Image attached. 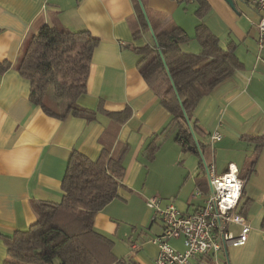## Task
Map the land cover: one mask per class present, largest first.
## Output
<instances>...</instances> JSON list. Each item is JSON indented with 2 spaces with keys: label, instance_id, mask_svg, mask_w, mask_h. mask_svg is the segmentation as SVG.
<instances>
[{
  "label": "crops",
  "instance_id": "1",
  "mask_svg": "<svg viewBox=\"0 0 264 264\" xmlns=\"http://www.w3.org/2000/svg\"><path fill=\"white\" fill-rule=\"evenodd\" d=\"M206 0L203 18L195 14V0H143L156 29L183 28L192 41L181 50L199 53L194 27L203 22L225 47L235 44L242 67L219 82L197 104L193 116L202 130L205 164L217 173L230 163L245 180L240 202L249 205V225L242 246H226L223 264H264V38L259 42L261 13L249 0ZM53 24L72 31L88 30L99 38L87 76V92L78 103L96 113L91 119L48 116L29 100V81L18 68L28 44L39 28ZM136 28L131 0H0V264L8 258L4 239L36 220L32 201L61 200V180L68 158L77 150L95 160L103 148L123 156L125 168L119 197L94 217V227L114 240L117 261L112 264H154L158 246L151 242L164 224L146 201L158 197L183 213L203 206L208 188L206 173L199 175V156L183 152L168 126L169 112L139 72L142 56L133 47L149 44L147 32L132 36ZM129 110L119 121L113 114ZM213 133L221 138L210 141ZM155 140L154 158L144 154ZM204 164V165H205ZM204 183L198 186L197 182ZM205 183L207 186H205ZM196 189L201 193L195 195ZM203 189V190H201ZM228 228L237 233L239 226ZM169 244L182 251L183 238ZM215 255L195 256L189 264H214Z\"/></svg>",
  "mask_w": 264,
  "mask_h": 264
},
{
  "label": "trees",
  "instance_id": "2",
  "mask_svg": "<svg viewBox=\"0 0 264 264\" xmlns=\"http://www.w3.org/2000/svg\"><path fill=\"white\" fill-rule=\"evenodd\" d=\"M195 1V14L203 18L209 5L206 0ZM131 3L136 21L133 38H139L144 32H151L153 36V43L133 47L142 56L139 72L169 112L168 126L175 129V140L182 151L200 156L199 175L203 176V143L197 138V132L202 130L193 111L214 86L242 67L235 55V44L229 42L223 47L219 38L199 22L194 27L193 37L201 49L199 53L184 52L181 44L188 41L189 36L183 28L172 24L156 29L143 0H131ZM98 43L99 38L88 30L72 31L49 23L42 25L32 36L18 68L19 75L29 81L30 102L58 119L69 115L91 119L96 111L81 106L78 99L87 92L91 57ZM8 67V62L0 63V72ZM50 89L51 105L47 104ZM59 101L66 103L63 112L55 109V102ZM106 113L121 122L129 116L127 109L119 114ZM158 147L155 140L147 144L144 154L148 160L154 158ZM126 150L125 146L118 155H112L110 150L103 148L95 160L73 150L61 180V200L32 201L36 220L4 239L8 258L3 264L116 262L114 240L98 231L93 221L97 212L119 197ZM197 184L203 186L204 183L198 181ZM249 202L245 201L239 208L243 216ZM261 228H264V215Z\"/></svg>",
  "mask_w": 264,
  "mask_h": 264
},
{
  "label": "built area",
  "instance_id": "3",
  "mask_svg": "<svg viewBox=\"0 0 264 264\" xmlns=\"http://www.w3.org/2000/svg\"><path fill=\"white\" fill-rule=\"evenodd\" d=\"M261 13L257 24L259 42L264 38V0H249ZM221 138L213 133L210 141ZM208 181L207 197L203 206L193 213H183L173 203L160 204L156 196L146 201L147 207L159 216L164 224L161 234L152 237L158 246L154 264H189L195 256L215 255L214 264H223L226 246H242L247 241L249 225L245 216L237 212L245 180L239 176L237 167L230 163L227 170L217 173L213 163L205 164ZM201 191L196 189L195 195ZM234 223L239 231L234 233L228 225ZM183 238L184 249L179 251L169 244L172 238Z\"/></svg>",
  "mask_w": 264,
  "mask_h": 264
},
{
  "label": "rangeland",
  "instance_id": "4",
  "mask_svg": "<svg viewBox=\"0 0 264 264\" xmlns=\"http://www.w3.org/2000/svg\"><path fill=\"white\" fill-rule=\"evenodd\" d=\"M147 36H148V39L150 41L149 43H153L152 33L151 32H147ZM190 41H192V38L188 40V43H190ZM51 103H52V89L49 90V93L47 95V104L51 105ZM58 103H59V105H58ZM54 106H55V109L57 111L63 112L64 109H65V107H66V103H65V101H59L57 103L55 102V105ZM199 159H200V156H199ZM207 191H208V188H207ZM207 191L205 192V196H203V197H205V199L207 197V195H206L207 194Z\"/></svg>",
  "mask_w": 264,
  "mask_h": 264
},
{
  "label": "water",
  "instance_id": "5",
  "mask_svg": "<svg viewBox=\"0 0 264 264\" xmlns=\"http://www.w3.org/2000/svg\"><path fill=\"white\" fill-rule=\"evenodd\" d=\"M231 7H233V1L232 0H225ZM145 16H146V13H145ZM147 18V17H146ZM148 21V19H147ZM149 22V21H148ZM189 123V121H188Z\"/></svg>",
  "mask_w": 264,
  "mask_h": 264
}]
</instances>
